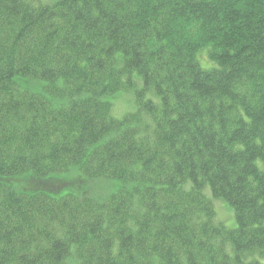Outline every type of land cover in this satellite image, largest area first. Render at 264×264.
I'll use <instances>...</instances> for the list:
<instances>
[{"label": "trees", "instance_id": "obj_1", "mask_svg": "<svg viewBox=\"0 0 264 264\" xmlns=\"http://www.w3.org/2000/svg\"><path fill=\"white\" fill-rule=\"evenodd\" d=\"M0 264H264V0H0Z\"/></svg>", "mask_w": 264, "mask_h": 264}, {"label": "rangeland", "instance_id": "obj_2", "mask_svg": "<svg viewBox=\"0 0 264 264\" xmlns=\"http://www.w3.org/2000/svg\"><path fill=\"white\" fill-rule=\"evenodd\" d=\"M27 86L32 87L33 90L35 91H41L44 93L45 96L47 97H53V94H50L45 90V88L48 86V82L38 80V81H25L24 82ZM114 101V107H113V112L116 116L121 117L125 113L130 112L133 110L135 106L134 98L131 93L129 92H121L115 97L111 99ZM69 172V171H68ZM66 179H71L69 177H65ZM96 184H100V186L106 187L108 183L103 182V181H98L95 182ZM110 183L117 184L116 181H111ZM113 186V185H110ZM219 214L221 217L228 216V211L225 209L219 208Z\"/></svg>", "mask_w": 264, "mask_h": 264}]
</instances>
